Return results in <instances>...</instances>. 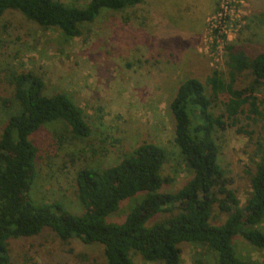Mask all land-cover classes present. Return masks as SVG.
Masks as SVG:
<instances>
[{
  "label": "rangeland",
  "instance_id": "rangeland-1",
  "mask_svg": "<svg viewBox=\"0 0 264 264\" xmlns=\"http://www.w3.org/2000/svg\"><path fill=\"white\" fill-rule=\"evenodd\" d=\"M85 6L90 0H57ZM228 6L225 38L211 27ZM224 12V10H223ZM83 34L69 38L55 29L29 22L19 12L0 18V138L11 115L20 107L14 99V74L32 71L45 82V94H68L85 112L90 136L75 137L65 121L49 122L31 136L38 148L37 177L30 195L37 204L60 201L75 215L85 212L77 192L83 168L103 170L131 155L143 143L167 149L162 174L171 181L163 190L175 192L193 176L175 142L170 110L178 86L188 78L207 83L215 70L229 82L227 45L253 58L264 52V0H145L122 11L102 9L95 21L82 25ZM250 71L237 75L235 89L249 87ZM211 94L210 86H207ZM264 114V81L252 93ZM228 95L212 104L216 115L225 112ZM236 126L216 127L219 162L234 179L232 188L242 206L252 193L251 176L264 158V117L248 103ZM251 135H247L241 130ZM144 194L123 201L108 221L121 223ZM227 214L215 208L212 223ZM160 213L149 225L169 218ZM264 229V221L260 225ZM238 254L264 264V251L243 237L235 238ZM14 264H105L104 247L73 238L62 240L45 228L31 237L11 238ZM135 264L146 261L131 252ZM180 264H217L213 254L195 244H184Z\"/></svg>",
  "mask_w": 264,
  "mask_h": 264
},
{
  "label": "trees",
  "instance_id": "trees-1",
  "mask_svg": "<svg viewBox=\"0 0 264 264\" xmlns=\"http://www.w3.org/2000/svg\"><path fill=\"white\" fill-rule=\"evenodd\" d=\"M145 0H90L85 6L57 0H0V18L19 12L44 29L66 37L83 34L82 25L93 22L104 8L122 11ZM229 82L215 70L203 83L188 78L180 83L170 110L175 142L192 178L175 192L164 191L171 180L162 174L167 149L143 143L131 155L103 170L83 168L77 174V192L85 212L75 215L60 201L37 204L30 189L37 177L38 148L31 136L45 124L63 120L75 137L85 138L92 129L84 110L66 93L45 94V82L32 71L14 74V99L19 111L8 119L0 138V264H14L9 255L11 238L31 237L50 228L64 241L76 238L84 244L104 247L105 264H135L131 252L146 261L180 264L183 245L195 244L213 254L217 264H259L241 257L235 238L243 237L264 251V158L251 176L252 193L244 206L232 188L234 179L219 162L216 127L236 126L238 114L250 104L261 113L252 94L264 81V52L250 58L227 45ZM250 71L253 83L235 89L237 75ZM211 88V94L207 92ZM228 95L225 112L216 115L212 104ZM241 130V129H240ZM251 135V133L241 130ZM144 194L121 223L108 221L123 201ZM215 208L227 214L222 224L212 223ZM160 213L170 217L149 225Z\"/></svg>",
  "mask_w": 264,
  "mask_h": 264
},
{
  "label": "built area",
  "instance_id": "built-area-1",
  "mask_svg": "<svg viewBox=\"0 0 264 264\" xmlns=\"http://www.w3.org/2000/svg\"><path fill=\"white\" fill-rule=\"evenodd\" d=\"M223 10L220 11V13H218V15L216 17H214V20L218 22L217 25H213L214 28L211 27V31H213V33H215L217 35V37H221V38H225V34H227V31H226V24H223L226 21V17H227V13H228V6H226L224 8V6L222 7ZM227 37V36H226Z\"/></svg>",
  "mask_w": 264,
  "mask_h": 264
}]
</instances>
